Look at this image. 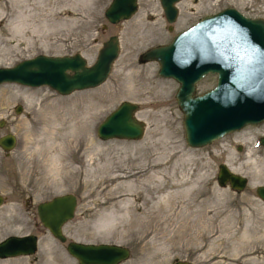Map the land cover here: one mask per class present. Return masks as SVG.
<instances>
[{
	"label": "rangeland",
	"instance_id": "374dc122",
	"mask_svg": "<svg viewBox=\"0 0 264 264\" xmlns=\"http://www.w3.org/2000/svg\"><path fill=\"white\" fill-rule=\"evenodd\" d=\"M109 2L0 0V66L39 53L79 52L92 63L111 35H117L120 46L109 75L95 87L63 95L45 85L0 84V118L5 120L0 136L10 132L17 139L8 153L0 146V240L9 234L39 237L35 253L0 258V264H78L66 250L69 240L124 245L130 253L118 264H264V201L255 192L264 184V146L258 141L264 120L192 147L175 98L178 82L159 74L156 60L139 59L148 47L167 43L200 16L225 6L264 18V0H180L172 23L160 0H138L132 17L110 23L104 15ZM215 81L214 74H206L196 92ZM122 100L138 104L135 114L145 122L143 136L99 138L97 125ZM17 104L22 106L18 113ZM221 162L247 177L242 190L217 182ZM154 171L157 178L149 180ZM185 179L192 182L183 188L197 184L202 189L191 195L203 199L206 211L198 231L174 232L175 223L164 221V211L158 212L163 221L158 229L147 228L146 218L136 221L142 209H132L126 220L120 217L117 205L140 204L149 193L144 184L160 189L150 191L152 204L180 188L170 183ZM138 189L141 197L135 199ZM68 192L77 196V205L63 225L66 240L60 241L42 225L36 205ZM103 220L107 222L98 225Z\"/></svg>",
	"mask_w": 264,
	"mask_h": 264
},
{
	"label": "water",
	"instance_id": "95a60500",
	"mask_svg": "<svg viewBox=\"0 0 264 264\" xmlns=\"http://www.w3.org/2000/svg\"><path fill=\"white\" fill-rule=\"evenodd\" d=\"M136 1L111 0L104 10L106 19L117 23L131 17L136 12ZM178 1L160 0L169 23L177 18ZM217 48L218 55L215 53ZM263 50L264 18L248 17L235 7H225L176 33L170 42L149 47L139 59L156 60L159 74L178 82L175 98L183 113L185 140L190 146L199 147L247 124L264 120ZM118 53V37L111 35L102 42L91 64L79 52L37 54L13 65L0 66V84L46 85L59 94H69L101 84L109 75ZM208 73L217 74L215 85L197 93V82ZM137 107L138 104L130 100L118 103L98 124V137L140 139L145 122L136 116ZM21 109L20 104L15 106V112ZM4 123L5 120L0 118V127ZM16 141V136L10 132L0 136V146L6 152ZM260 141L264 145V136ZM218 165L216 180L221 186L228 184L238 191L245 187V175L233 172L225 162ZM255 192L264 201V184L257 185ZM76 205L77 196L68 192L41 201L36 208L42 225L55 238L65 241L62 228L74 217ZM37 245L38 235L34 233L9 234L0 240V258L33 254ZM66 250L78 264H118L130 253L126 246L118 243L76 240H69ZM172 264L189 263L176 260Z\"/></svg>",
	"mask_w": 264,
	"mask_h": 264
},
{
	"label": "bare ground",
	"instance_id": "6f19581e",
	"mask_svg": "<svg viewBox=\"0 0 264 264\" xmlns=\"http://www.w3.org/2000/svg\"><path fill=\"white\" fill-rule=\"evenodd\" d=\"M137 2V1H136ZM125 6H128L127 3H124ZM207 49V48H206ZM211 51V50H210ZM264 51V50H263ZM215 53L218 55L219 50L218 48L215 50ZM260 53V51H259ZM258 53V56H260V54ZM263 53V52H262ZM206 55V54H205ZM216 56V55H215ZM264 57V56H262ZM208 59V58H207ZM211 59V58H210ZM202 60V59H201ZM201 63V62H200ZM263 64V63H262ZM264 67V66H262ZM261 76V75H260ZM259 83H262V81H258ZM247 107V106H246ZM245 111V110H244ZM78 119V118H77ZM260 120V119H259ZM106 139H112V138H106ZM104 139V140H106ZM66 140V139H65ZM263 144L260 140H259V144ZM53 149V148H52ZM53 151V150H52ZM47 152V151H46ZM49 153V152H48ZM59 154V152H58ZM41 156V155H40ZM57 157V156H56ZM45 158V157H44ZM49 158V157H48ZM34 159H32L33 162ZM42 160V159H41ZM57 160V159H56ZM62 161V160H61ZM46 162V161H44ZM36 163V162H35ZM59 163V162H58ZM61 163V162H60ZM63 163V161H62ZM53 164V163H51ZM50 164V165H51ZM57 164V163H56ZM64 164V163H63ZM53 166V165H52ZM58 166V165H56ZM60 166V164H59ZM51 167V166H50ZM49 167V168H50ZM70 167V166H69ZM230 167V166H229ZM57 168V167H56ZM230 169L236 173V170H234L233 167H230ZM55 170V169H54ZM157 171H154L153 174H149V180L152 179V177H155V173ZM240 172V171H239ZM129 174V173H128ZM238 174V173H237ZM125 175V174H124ZM113 176V175H112ZM158 176V175H157ZM189 176V175H188ZM130 177V176H129ZM135 177V176H134ZM186 177V176H185ZM127 178V177H126ZM145 178V177H144ZM143 178V179H144ZM125 180V179H124ZM194 180V179H192ZM143 181V180H142ZM192 182L190 180H183V181H174L173 183H170L172 186H180V188H176L174 190L171 191V193H167V194H160L161 197L157 200H154V202L151 204L150 203V191H154V192H158L160 189L156 190V186L154 185H150L148 183V185L144 184V189L149 192L148 194H146L145 197H141L140 196V192L141 190L138 189L136 190V192H133L134 198L139 199L141 197V203L140 204H136L134 203H122L120 205H115L116 209H118L121 214L120 217L122 218V220H126V216L128 213H130L132 211V209H142V213L138 214V216H135V219L138 223H143L144 222V218L147 219L146 222V227L150 228V227H155L156 229H158L161 225V223L163 221H161L160 219H158V212L159 211H164V216L166 215L164 221H167L168 219L171 220L172 222H174V232L177 231H183L186 234H192L193 231L196 232L198 231V227L196 228L197 225H202L204 224V213H206V211L203 208V199H198L197 197H193L191 195H193V193L197 194L198 192H201L202 189H200V187L195 184L194 186H190V187H185L183 188L184 184L187 182ZM183 183V184H182ZM139 184V183H138ZM182 186V187H181ZM165 189V188H164ZM172 189V188H171ZM126 192V191H125ZM145 192V191H144ZM124 193V192H123ZM162 193V192H161ZM155 195V194H154ZM120 197V196H119ZM185 197V198H184ZM123 198V197H122ZM117 200V199H116ZM124 202V201H123ZM113 203V202H112ZM118 203V202H117ZM116 203V204H117ZM150 203V205H148ZM145 207V209H144ZM116 212V211H115ZM143 213L146 215H143ZM117 214V213H116ZM208 214V213H207ZM210 216V215H209ZM192 217V218H191ZM108 218H110V220L112 221L114 219V217H112L111 215L108 216ZM108 221V219H106ZM106 220H103L102 222H99L98 225H102L104 224V222H107ZM116 220V219H115ZM134 221V219H133ZM212 221V220H211ZM125 223V222H124ZM215 223V222H214ZM65 225V224H64ZM206 225V224H205ZM215 226V225H214ZM113 227V226H112ZM101 228V227H100ZM206 228V227H204ZM63 229V228H62ZM98 229V228H97ZM201 232V231H200ZM214 232V231H213ZM212 233V232H211ZM225 233V232H224ZM185 234V235H186ZM200 234V233H199ZM222 235V234H221ZM176 235L174 234L173 237L170 236V238H174ZM201 237V235H200ZM226 239V238H225ZM203 241V240H202ZM234 244V243H233ZM221 247V246H220ZM219 249V248H218ZM248 250V249H247ZM236 251V250H235ZM242 251V250H241ZM252 251V250H251ZM217 253V252H216ZM256 253V252H255ZM223 254V253H222ZM237 257V256H236ZM8 258V257H7ZM249 258V257H248ZM260 258V257H259ZM257 261V260H256Z\"/></svg>",
	"mask_w": 264,
	"mask_h": 264
},
{
	"label": "flooded vegetation",
	"instance_id": "af4514ba",
	"mask_svg": "<svg viewBox=\"0 0 264 264\" xmlns=\"http://www.w3.org/2000/svg\"><path fill=\"white\" fill-rule=\"evenodd\" d=\"M193 2H196L197 0H192ZM137 2H138V0H137ZM179 5V4H178ZM226 7V6H225ZM222 9H224V7L223 8H220V9H217V10H215V11H212V12H210V13H206V14H204V15H202V16H200L197 20H195L192 24H194V23H196L197 21H199L200 19H202L203 17H205L206 15H209V14H214V13H216V12H218V11H220V10H222ZM239 10V9H238ZM240 11V10H239ZM243 13V12H242ZM163 14H164V12H163ZM178 14H179V10H178ZM178 14H177V17H178ZM244 14V13H243ZM246 15V14H245ZM248 16V15H247ZM164 17H165V19H166V16H165V14H164ZM192 24H190L189 26H191ZM169 27V26H168ZM188 27V26H187ZM173 37V36H172ZM162 44V43H161ZM216 76V75H215ZM258 141H259V138H258Z\"/></svg>",
	"mask_w": 264,
	"mask_h": 264
}]
</instances>
